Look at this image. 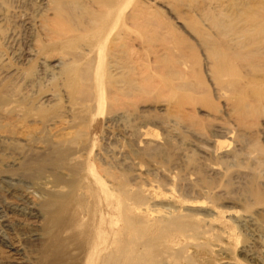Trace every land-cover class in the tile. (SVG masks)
<instances>
[{"label":"bare ground","instance_id":"bare-ground-1","mask_svg":"<svg viewBox=\"0 0 264 264\" xmlns=\"http://www.w3.org/2000/svg\"><path fill=\"white\" fill-rule=\"evenodd\" d=\"M47 1L62 109L33 105L43 76L12 93L0 68V242L38 243L11 264H264V0L183 1L217 33L191 20L150 47L144 1Z\"/></svg>","mask_w":264,"mask_h":264},{"label":"rangeland","instance_id":"rangeland-1","mask_svg":"<svg viewBox=\"0 0 264 264\" xmlns=\"http://www.w3.org/2000/svg\"><path fill=\"white\" fill-rule=\"evenodd\" d=\"M141 1H144L143 2L144 6L146 5L145 7H148L147 9L148 11L146 14L148 15L147 18L148 22L147 20L145 21L141 18L144 21V22L141 21L143 22V25L144 26L146 25L144 27L141 24L145 28L144 34L147 35L150 33L152 34L151 36H154L153 37L154 39L152 37L150 38L152 40L146 39L148 43L149 42L151 43L147 45L145 44L148 47L154 46L155 44L157 45V43L161 44L159 43L161 42V39L163 42L164 39L166 41L169 39V37H171L170 38L171 41L173 36L176 37L175 35L177 36L179 35V37L183 35L184 38L187 35L189 36L190 35L189 32L192 33V31H190L191 26H193V23L190 24V22L192 21L195 23L200 21L199 26H202V28L208 27L207 25L203 26L204 24L202 23L201 19H198L199 17H197L199 15H197L195 10L194 11L192 10L193 3L190 6H188L192 11L184 6V2L186 5V3H189L190 0H181V1L172 0L171 1L172 4L169 3L168 5H163L162 2L154 1V0H141ZM191 1H193L195 4L198 0L197 1L191 0ZM47 2H48L47 0H0V30H1L0 31V36H1L0 37V68L14 70V74L4 79L7 89L12 93L13 92L21 93V94L25 93L26 85L24 84V81L27 78H30L31 76H35L38 74L40 76H43L42 79H40L38 87L35 89L36 94L34 93L32 101H33V105L42 106L41 108H50V112H52V108L57 110L62 109L63 98H59L56 101V104H53V100L52 97L50 96V92L54 88L53 85L54 78L50 77L49 75L46 76L47 74L45 75L43 73L45 68H47V70H51L48 69L49 68L48 65L58 64L57 61L55 60L56 57L55 53L58 51L57 46L50 44L46 41L45 36L42 33L40 26L38 24L39 23L38 21L41 20L43 16L47 15V13H49V11H46ZM2 6L4 7L9 6V8H11L12 10L11 12L12 15L8 16L7 19L1 20V14L4 11V7ZM178 14L181 15L182 19H186V20H182V22L185 21L183 25H179V23L175 20L176 19L175 16ZM132 25L130 26V30L132 29L130 34L131 36H134L135 33H138L137 31L138 29H136L134 25L133 26ZM185 25H187L188 27H186ZM166 27L173 29L167 30ZM148 28L151 31L154 28L153 31L156 30V32H149L150 30L147 32ZM214 28H206V32L211 35H215L217 31H215ZM133 30L135 32H133ZM211 30L214 32H211ZM162 31L165 33L168 31L166 34L164 33L165 35H169L167 37L168 39L163 38L164 34L162 36L161 34L163 33ZM153 33H155V35ZM157 35H160L162 38L159 37L160 39H158V37H156ZM156 39L158 40L155 42V44L152 43V41L154 42ZM147 41H145V43H147ZM182 41L183 43L179 45L178 48L181 46L182 47V48L180 47L181 50L183 49L185 52L187 51L189 53L191 52V50L192 51L194 50L192 54L193 55L195 54L194 56H198L197 54L199 53V49L196 44L192 42H190L189 44L187 41L185 42V40ZM171 43L169 42L166 44L168 46ZM35 46H39V48L41 47L40 52L42 53L47 52V56H51V60H50L51 62H49L46 65L41 64L40 58H38L39 54H36L33 50V47ZM199 62H197V64L200 65L201 62L200 63ZM58 66L60 67V65ZM58 66H56L54 70H56ZM100 135H101V131H100V127H98L95 134L97 138L95 143L97 145L100 144L99 141ZM255 147L257 148L256 151L258 150L264 151V147L259 141L256 143ZM189 154H191L193 158L197 157L196 152H192V153L189 152ZM36 194L38 193L36 192ZM4 233L5 236L7 237L8 246H5L2 242H0V264H11L17 262L21 263L27 261V259H29L28 253L30 251H34L38 243L36 241H32L31 239L24 237L16 229H11V228L5 229ZM24 247H26V249H28L29 252H27V250ZM236 256L243 261L245 260L244 256L241 254L236 253ZM251 264H255V263L252 262Z\"/></svg>","mask_w":264,"mask_h":264}]
</instances>
